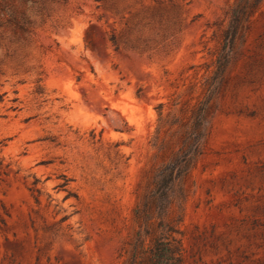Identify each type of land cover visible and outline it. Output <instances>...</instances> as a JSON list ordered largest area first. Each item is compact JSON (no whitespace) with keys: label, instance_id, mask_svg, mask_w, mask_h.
<instances>
[{"label":"rangeland","instance_id":"1","mask_svg":"<svg viewBox=\"0 0 264 264\" xmlns=\"http://www.w3.org/2000/svg\"><path fill=\"white\" fill-rule=\"evenodd\" d=\"M160 223L264 264V0H0V264H150Z\"/></svg>","mask_w":264,"mask_h":264},{"label":"trees","instance_id":"2","mask_svg":"<svg viewBox=\"0 0 264 264\" xmlns=\"http://www.w3.org/2000/svg\"><path fill=\"white\" fill-rule=\"evenodd\" d=\"M235 16H240V12L235 8L232 12L231 27L235 29ZM238 19V18H237ZM236 19V20H237ZM195 135L193 141L198 140L201 134V118H197L195 123ZM167 176H171L169 173ZM161 231L156 236L148 249V258L150 264H181L182 247L175 231L167 225L160 223Z\"/></svg>","mask_w":264,"mask_h":264},{"label":"bare ground","instance_id":"3","mask_svg":"<svg viewBox=\"0 0 264 264\" xmlns=\"http://www.w3.org/2000/svg\"><path fill=\"white\" fill-rule=\"evenodd\" d=\"M124 101L126 104H128L131 107H134L136 105V101L133 99V97L129 93L125 95Z\"/></svg>","mask_w":264,"mask_h":264}]
</instances>
